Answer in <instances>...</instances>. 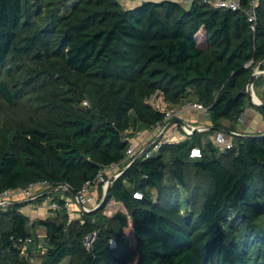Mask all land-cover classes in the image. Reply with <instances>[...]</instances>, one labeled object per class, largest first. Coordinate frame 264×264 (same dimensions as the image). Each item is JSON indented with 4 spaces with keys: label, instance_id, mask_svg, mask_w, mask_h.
<instances>
[{
    "label": "trees",
    "instance_id": "16d2710c",
    "mask_svg": "<svg viewBox=\"0 0 264 264\" xmlns=\"http://www.w3.org/2000/svg\"><path fill=\"white\" fill-rule=\"evenodd\" d=\"M252 1L0 0V102L13 115L0 124V192L45 181L74 194L123 160L135 132L162 121L148 101L157 92L173 104L194 98L211 120L122 163L103 202L78 217L33 219L19 200L0 207V264H28L21 240L38 241L35 225L45 229L41 264H264V130L235 135L229 148L209 137L235 130L264 67V0ZM263 82L264 73L253 86ZM193 145L201 157L189 156ZM190 167L208 178L198 196Z\"/></svg>",
    "mask_w": 264,
    "mask_h": 264
},
{
    "label": "built area",
    "instance_id": "2783aa9c",
    "mask_svg": "<svg viewBox=\"0 0 264 264\" xmlns=\"http://www.w3.org/2000/svg\"><path fill=\"white\" fill-rule=\"evenodd\" d=\"M209 1L216 7H225L230 9H238L241 6V0H205ZM256 5V1H252V6ZM254 18V10H252L250 14V19ZM262 73H264V69H261ZM251 102H261L260 100L251 99ZM84 104L87 103V101L83 102ZM200 110L204 113H208L207 107L204 106L202 103L196 101V100H185L181 103H179L177 106L171 109H164V117L162 121L158 122L155 126H152L156 131L160 130L163 131L165 125L168 123L170 119L176 118V116L185 110ZM246 114V109L241 113L239 117V122H243ZM179 117V116H177ZM191 128H187V134L192 133ZM237 134H241L237 130H229L226 133L222 131H218L215 133L213 137V141L217 145H221L222 147L229 148L233 145V139L234 136ZM168 139V138H167ZM166 138L162 136H154L152 139L148 140L147 142L141 143L140 145H134L129 143V146L126 151V155L123 158L121 162H112L109 165H105L100 168L96 176L91 180H86L83 186L78 189L71 198H62L61 201L55 199L54 197L48 196L49 199L44 204L46 214L48 215H55L58 211L62 209H70V210H77V211H88L90 209H93L94 207L90 206V203L92 202V188L97 187L99 184H101L105 190L108 178L107 171L115 166H122V163H125L126 165L130 163L131 158L136 154L137 156L145 154L146 156L150 155L154 151H156L164 142H167ZM189 156L192 158H198L202 156V150L199 145H193L190 147ZM136 156V157H137ZM121 169V168H120ZM120 170L115 173V175L120 174ZM50 184L45 181H39V182H33L29 183L26 187L18 188V189H5L0 192V207L6 208L8 204L11 202L10 195L20 192L21 195H25V197L30 200L35 198V194H33L34 190L41 189L42 187H49ZM44 191V190H43ZM134 197L141 198L143 193L139 190H135L133 192ZM34 202H27L25 206L22 208L24 211H26L30 216V210L31 207H34ZM94 237V234L87 235L85 237V243L87 245L90 244ZM22 242V250L23 252L27 253V248L31 242H33L31 237H27L24 240H21ZM116 245V241L114 238L110 239V246L113 247Z\"/></svg>",
    "mask_w": 264,
    "mask_h": 264
},
{
    "label": "crops",
    "instance_id": "0c3cea01",
    "mask_svg": "<svg viewBox=\"0 0 264 264\" xmlns=\"http://www.w3.org/2000/svg\"><path fill=\"white\" fill-rule=\"evenodd\" d=\"M119 1L125 7H132V6H135L136 4L141 3L142 0H119ZM177 1L181 2L185 6H187V4L189 5L192 2V0H177ZM255 1L257 2L258 0H255ZM262 69H264V67ZM256 71L258 72V75L259 74H263L262 72H260L261 69H258ZM252 94H253V98H256L257 100H260V101H264V82L261 85H258V86H253L252 85ZM187 100H195V99L193 98V99H187ZM149 103H151V102H149ZM169 104H173V103H170V102L166 101L165 107L168 106ZM173 105H175V104H173ZM182 113L183 114L181 115L180 118L182 120H184L185 123H183V124L182 123H178L177 125L173 123L170 126H166L165 125L163 131H160V130L156 131L152 127L147 128V129L141 128L139 131L135 132L130 137L129 140L131 141L132 144L137 145V146L140 145L141 143L147 142L148 140L152 139L154 136H162V137H164L166 139L167 138L169 139L171 137L172 141H182V140H184V139H182L183 134L180 133L178 138H172V135H170L171 133L176 135L175 134V130H176V128L178 126H182L183 129L187 132V128H191L192 130L194 128L197 129V130H202V129H205V128L209 127V125L211 123V120L208 117V113L206 114V113H204V112H202L200 110L190 109L189 111L186 110V111H184ZM260 116L262 117L261 123L258 124L257 126H254L253 125V120L255 119V117L258 118ZM225 123H227V121H225ZM234 128H235V130L239 131L242 134L249 133V132H258V131L264 130V115L251 102V104H249V106L246 107V114H245V118H244L243 122H240L239 124L235 125ZM229 129H231V128H229ZM229 129H226V128L223 127L221 129H218L216 132L222 131V132L226 133L227 131H225V130H229ZM130 131H132V130H130ZM215 133H214V135H215ZM165 134H168V135L166 136ZM187 135L189 136V134H187ZM210 138L213 139V137H210ZM120 168H121V166H115V167L109 169L107 171V175L109 176L111 173H112L111 175H115V173H117L120 170ZM96 188L97 187H93L92 188V193H93L92 197L93 198H92V202L90 203L91 207H95L96 206V198H95L96 191H97ZM70 194H68L63 188H60L58 190V192L56 194H54L53 196L54 197L55 196H59L61 198H71L73 196V194H71V195ZM19 196L22 197L21 194H19ZM34 210H36L38 212L37 216H41L40 213L46 214L44 206H43V209L37 208V209H34ZM72 211H73L74 214H78L77 210L73 209ZM44 234H45V231H44V233H42L40 235H44ZM33 245L34 246H29V248H31L32 250H34L36 248L37 249L41 248V250H44L46 248L45 245L43 246L41 242H34Z\"/></svg>",
    "mask_w": 264,
    "mask_h": 264
},
{
    "label": "rangeland",
    "instance_id": "374dc122",
    "mask_svg": "<svg viewBox=\"0 0 264 264\" xmlns=\"http://www.w3.org/2000/svg\"><path fill=\"white\" fill-rule=\"evenodd\" d=\"M187 6H188V4H187ZM14 70L17 71V68H14ZM28 85H29V83H26L25 84L26 87ZM148 101L151 102V104H153V106L155 108H158V109H161V110L171 109V108H174L176 105H178V104H175V105L169 104L168 105L169 107L168 106L165 107L166 100L164 99L163 94L161 92L156 93V95L155 94L152 95L149 98ZM182 114L183 113L178 114L177 116H179V117L176 116V118H180ZM12 118H13V115L0 102V124H3V123L4 124H8V123H10L12 121ZM261 121H262V117L261 116L258 117V118L255 117V119L253 120V125L254 126H257L258 124L261 123ZM143 129H147V128L145 127ZM180 133L183 134L182 139H185V138L188 137L187 132L183 129L182 126H178L176 128V130H175V134L176 135H174L173 133H171L170 135H172V138H178ZM165 135L167 136L168 134H165ZM209 137H214V134L210 133L209 134ZM167 140L168 141H172L171 140V137L169 139H167ZM166 157H167V155H166ZM188 170H189L188 173H187L188 191H189V193H195L196 196H198L200 190L203 189L207 185L208 178L205 175H203L202 173L196 171L194 168H191L190 167ZM111 174L109 176H111ZM165 183H167V184H173L174 183V180L172 178H170L169 175H167L166 176V179H165ZM47 188L48 187H42L41 189L34 190L33 191V194H35V197H37V195H39L42 192H44L45 190H47ZM62 188H65V187H62ZM96 189H97V191H96L95 198H96V203H97L98 201L100 202L101 199H102V197H103L104 188H103V186H100L99 187V185H98ZM54 190H56V189H54ZM20 192L14 193L15 195L14 194L10 195V198L12 200H19V201H21L23 203H27V202L31 201V199L28 200L25 197V195L24 196L21 195L22 197H20L19 194L22 193V192L21 193ZM47 192H49L50 193V196L53 197V195L56 194L58 191L56 192V191H52V190L51 191L50 190H47ZM54 192H56V193H54ZM153 192H154V190H153ZM184 193H183V195H185ZM47 199H49V198L46 197L45 199H43L41 201H36V203L34 202L36 205H34V207H31V210H30V217L31 218L34 219L37 216V214H38V212L36 210H34V209H37V208L43 209L44 203H45V201ZM72 212H71L72 217H74V216H77L78 217L79 216V214H74ZM40 214H41V216L44 215V213H40ZM35 226H34V231H33L34 237L38 240L37 242H41L42 245H45L44 243H46V239H44L42 237V235H40V234L44 233V231H45L44 227L39 226V225H37L36 227ZM33 243L34 242H31L29 244V246H34ZM39 253H40V250L39 249H38L37 255H35V253H28V251H27V253H25L24 256L27 257L28 264H41V262H42V256L38 255ZM69 261H70L69 257H65V258H63V260L61 261L60 264H69Z\"/></svg>",
    "mask_w": 264,
    "mask_h": 264
},
{
    "label": "water",
    "instance_id": "95a60500",
    "mask_svg": "<svg viewBox=\"0 0 264 264\" xmlns=\"http://www.w3.org/2000/svg\"><path fill=\"white\" fill-rule=\"evenodd\" d=\"M257 76H258V72L255 71V72L253 73V75H252L250 81H249L248 84H247V90H248V92H249V94H250L251 99L253 98V94H252V85H253V83H254V81H255V78H256ZM253 104H255V105H259V106H261V107H264V104H263L262 102H259V103H257V102H253ZM173 123H182V124H183V123H185V121L182 120V119H180V118H173V119H170V120L168 121V123L166 124V126H170V125L173 124ZM196 130H197V129L194 128L192 132H194V131H196ZM116 176H117V175H114V176H112L111 178L108 179V181H107V185H106V188H105V190H104L103 197H102L101 201L99 202V204L102 203L103 200L106 198L107 193H108V190H109V187H110V183H111V181H112ZM62 187H66V188L70 189V187H69L68 184H65V185H62V186H58V187L55 188V189L57 190V189H60V188H62ZM71 192H72V191H71ZM72 194H73V193H72ZM99 204H98V205H99Z\"/></svg>",
    "mask_w": 264,
    "mask_h": 264
},
{
    "label": "bare ground",
    "instance_id": "6f19581e",
    "mask_svg": "<svg viewBox=\"0 0 264 264\" xmlns=\"http://www.w3.org/2000/svg\"><path fill=\"white\" fill-rule=\"evenodd\" d=\"M254 99H256V98H254Z\"/></svg>",
    "mask_w": 264,
    "mask_h": 264
}]
</instances>
